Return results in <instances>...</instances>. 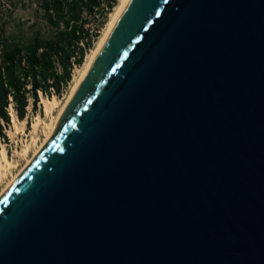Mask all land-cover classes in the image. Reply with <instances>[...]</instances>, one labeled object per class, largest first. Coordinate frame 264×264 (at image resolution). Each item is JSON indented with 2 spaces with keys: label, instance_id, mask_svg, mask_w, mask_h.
<instances>
[{
  "label": "water",
  "instance_id": "1",
  "mask_svg": "<svg viewBox=\"0 0 264 264\" xmlns=\"http://www.w3.org/2000/svg\"><path fill=\"white\" fill-rule=\"evenodd\" d=\"M0 264H264V0H128L0 197Z\"/></svg>",
  "mask_w": 264,
  "mask_h": 264
},
{
  "label": "trees",
  "instance_id": "2",
  "mask_svg": "<svg viewBox=\"0 0 264 264\" xmlns=\"http://www.w3.org/2000/svg\"><path fill=\"white\" fill-rule=\"evenodd\" d=\"M118 0H36L48 36L35 31L27 39L7 37L0 27V139L7 141L5 129L11 124L12 106L19 120L29 111L36 113L40 94L61 97L72 79L73 64L82 66L99 33L91 32L96 16L107 15ZM99 30V29H98Z\"/></svg>",
  "mask_w": 264,
  "mask_h": 264
},
{
  "label": "bare ground",
  "instance_id": "3",
  "mask_svg": "<svg viewBox=\"0 0 264 264\" xmlns=\"http://www.w3.org/2000/svg\"><path fill=\"white\" fill-rule=\"evenodd\" d=\"M128 0H118L117 5H115L113 11L110 13L109 19L105 24V27L99 36L98 40L95 41L94 47L86 55L85 60L82 66L77 70L73 75V78L70 82L69 91L66 97L61 100L57 97L46 98L41 97V105L44 112V115L49 119L45 121L41 116L35 118L32 128L37 131L40 129L42 132L43 138L39 140L38 135H33L30 143H25L23 148L20 151H17V154L20 157H25V163L21 166L18 165V161H14L8 157L7 149L4 145L0 147V183H3V186L0 190V197L7 190V188L13 183V181L21 174V172L28 166V164L35 158L39 151L46 144L48 139L51 137L52 133L55 130L57 122L65 110L66 106L70 102L77 88L79 87L81 81L85 77L87 71L89 70L96 54L104 44L109 32L111 31L114 23L121 14ZM11 108V117L14 123L16 130L19 129V125H23V120H18L15 117L14 111ZM20 123V124H19ZM19 124V125H18Z\"/></svg>",
  "mask_w": 264,
  "mask_h": 264
},
{
  "label": "rangeland",
  "instance_id": "4",
  "mask_svg": "<svg viewBox=\"0 0 264 264\" xmlns=\"http://www.w3.org/2000/svg\"><path fill=\"white\" fill-rule=\"evenodd\" d=\"M109 16L110 14L107 15L105 24L107 23ZM105 24L103 27H100L99 36L101 35L105 27ZM2 26L4 27L5 35L7 37L15 36L18 39H22V40L29 39L35 31H40L42 36H48L50 34V30L46 27V24L44 22L42 12L38 10L37 8L36 0H0V27ZM95 43L96 42H94V45ZM80 67H77L74 74L77 72V70ZM69 86H70V83L63 91L62 96L57 97L58 99L63 100L66 97L69 91ZM41 97L43 96L40 94V102L38 105L37 112L32 113L29 111L27 118L23 120L24 124L23 125L22 124L19 125L20 123L18 124L19 125L18 130L15 129L14 123L11 117V124L9 127L5 129L7 141H2L0 139V147L1 145H4L7 149L8 157L14 161H18L17 163L19 166L25 163V157H20L17 154V151H20L23 148L25 143L27 142L30 143L31 138L34 134L39 136V140L43 138V135L40 129L35 131L32 128L33 122H35V118L37 116H41L45 121H48L49 119L47 116L44 115L42 105H41ZM53 97L54 95L51 98ZM10 113H11V108H9V114ZM16 119L19 122V119L17 117ZM2 186H3V183H0V190Z\"/></svg>",
  "mask_w": 264,
  "mask_h": 264
},
{
  "label": "built area",
  "instance_id": "5",
  "mask_svg": "<svg viewBox=\"0 0 264 264\" xmlns=\"http://www.w3.org/2000/svg\"><path fill=\"white\" fill-rule=\"evenodd\" d=\"M105 3H102V7L104 8V13H105V15H109L110 14V12H107V8H106V6L104 5ZM114 9V8H113ZM112 9V10H113ZM105 19H104V17L103 16H96V23H97V25L95 26V28L94 29H92V31L91 32H93V33H99L100 31L98 30V29H100V24L102 23V21H104ZM77 65H75V64H73V69L71 70V72H72V77H73V75H74V72H75V70L77 69Z\"/></svg>",
  "mask_w": 264,
  "mask_h": 264
}]
</instances>
